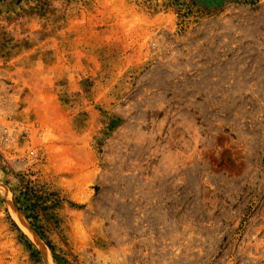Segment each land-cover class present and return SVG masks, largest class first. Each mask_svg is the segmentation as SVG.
<instances>
[{
	"label": "rangeland",
	"instance_id": "374dc122",
	"mask_svg": "<svg viewBox=\"0 0 264 264\" xmlns=\"http://www.w3.org/2000/svg\"><path fill=\"white\" fill-rule=\"evenodd\" d=\"M0 264H264V0H0Z\"/></svg>",
	"mask_w": 264,
	"mask_h": 264
}]
</instances>
